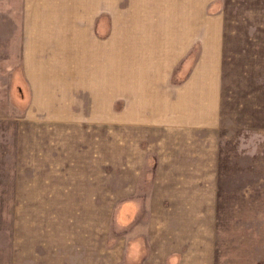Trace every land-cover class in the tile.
I'll return each mask as SVG.
<instances>
[{"label":"rangeland","instance_id":"obj_1","mask_svg":"<svg viewBox=\"0 0 264 264\" xmlns=\"http://www.w3.org/2000/svg\"><path fill=\"white\" fill-rule=\"evenodd\" d=\"M98 1L90 27L108 50L91 62L108 90L135 57L151 72V53L128 58L124 36L151 31L142 20L153 7ZM165 1L156 22L170 32L177 19ZM41 3L0 0V264H264V0L196 5V18L220 15L223 32L220 121L204 129L125 126L122 95L94 116L97 99L73 63L49 69L55 100L39 107L28 67ZM51 19L36 58L61 48L80 58L83 47L66 48L60 33L79 19ZM184 63L174 80L188 75Z\"/></svg>","mask_w":264,"mask_h":264},{"label":"crops","instance_id":"obj_2","mask_svg":"<svg viewBox=\"0 0 264 264\" xmlns=\"http://www.w3.org/2000/svg\"><path fill=\"white\" fill-rule=\"evenodd\" d=\"M204 1L166 0L165 2L171 6V18L175 16L177 23L173 31L164 32L157 24L162 16H157V13L161 11L156 9V4L161 5V0H136L135 6L144 4L145 7H153L150 17L145 15L148 19L142 20V24L149 20H152L154 24H152L151 31H145V25H142V31L125 35L124 46L129 48L128 58L136 56L140 50L142 57L144 52H150L152 70L149 72L141 63L142 61H137L135 57L133 63L127 61L124 66L122 84L117 81L114 84L115 87L108 90L102 87L101 80L98 78L99 74L95 71L99 67L95 68L91 62L93 54L98 49L108 50L105 48L106 42L95 39L99 37L96 36L94 30L91 31L90 27L92 21L95 20L96 13L93 14V12L98 8L93 6H100L103 3L98 0L84 4L79 3L78 0H44V4L34 5V10L30 14L35 25L31 29L34 35L30 44V53L40 57L44 49L43 45L50 40L47 36L52 33V28L49 26L54 22L51 18L65 20L67 17L66 21H68L74 16L76 21L79 19L81 23L76 24L74 31H71V36L66 26L64 33L60 32L65 39L58 38L59 41L63 40L62 45L64 44L66 48L69 47V43H73L74 47H83L80 58L76 57L75 53L70 54L61 48L59 51H54L53 55L50 54L51 57L46 60H39L36 57L29 60L28 75L38 86V95L34 102L41 103L39 107L43 106V109L48 111L55 100V95L47 87L49 82L45 81L46 76L51 72L49 69L73 63L80 68V78L84 79V85L90 86L97 99L95 105L98 112L94 114L96 117L105 116L104 112L109 110L112 96L122 95L124 108L121 117L125 126L182 125L192 129L212 128L220 121L223 32L220 15H210L206 18L198 14L196 18V5L201 6ZM60 5L73 7H60ZM115 7L118 8V5L112 6L115 27L121 28L124 19L119 17L122 15ZM50 8L55 9L56 14L53 17L49 16ZM48 19L52 21L51 23L49 21L50 25L47 23ZM194 49L198 50L199 54L192 58L190 54ZM161 50L166 56L158 58V51ZM180 60H185L183 69H189V73L181 81H176L173 78V72ZM117 63L122 65V60L117 59L115 65ZM35 71H40V73ZM109 93L112 94L105 98L104 94L109 95Z\"/></svg>","mask_w":264,"mask_h":264},{"label":"bare ground","instance_id":"obj_3","mask_svg":"<svg viewBox=\"0 0 264 264\" xmlns=\"http://www.w3.org/2000/svg\"><path fill=\"white\" fill-rule=\"evenodd\" d=\"M35 7H36V6H35ZM60 7H61V6H60ZM52 8H53V7H52ZM62 8H63V7H62ZM74 8H75V7H74ZM50 9H51V8H50ZM54 10H55V9H54ZM54 10L52 9V12H51V10H50V13H49L50 15H49V16H52V17H53V15L56 14ZM58 11H59V10H58ZM64 11H65V10H64ZM65 12H66V11H65ZM43 13H44V12H43ZM34 14H35V13H34ZM36 14H37V13H36ZM36 14H35V15H36ZM37 15H38V14H37ZM72 15H73V14H72ZM37 17H38V16H37ZM65 18L67 19V17H65ZM68 18H69V17H68ZM66 19L63 20V21L65 22ZM37 20H38V19H37ZM49 21H50V23H51L52 21L48 19V22H47V23L50 25ZM35 22H36V21H35ZM38 22H39V21H38ZM44 22H45V21H44ZM47 23H46V24H47ZM38 24H39V23H38ZM44 25H45V24H44ZM45 26H46V25H45ZM45 26H42V27H45ZM40 27H41V26H40ZM47 27H48V26H47ZM49 27H50V26H49ZM50 28H51V27H50ZM46 31H48V30H46ZM46 31H45V32H46ZM48 32H49V31H48ZM63 33H64V32H63ZM63 35H64V34H63ZM50 36H51V35H50ZM68 36H69V35H68ZM60 38H62V37H60ZM72 38H73V37H72ZM72 38H70V39L72 40ZM64 39H65V38H64ZM64 39H63V40H64ZM44 40H45V37H44ZM67 40H68V38H67ZM63 45H64V44H63ZM68 46H69V45H68ZM63 52H64V51H63ZM60 53H61V51H60ZM51 54L53 55V53H51ZM54 54H55V53H54ZM57 56H58V55H57ZM60 56H61V55H60Z\"/></svg>","mask_w":264,"mask_h":264}]
</instances>
